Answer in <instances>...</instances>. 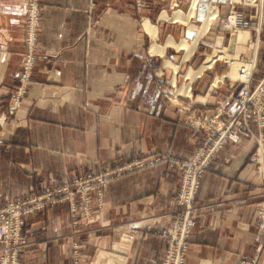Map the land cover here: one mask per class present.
I'll return each mask as SVG.
<instances>
[{
  "label": "crops",
  "instance_id": "obj_1",
  "mask_svg": "<svg viewBox=\"0 0 264 264\" xmlns=\"http://www.w3.org/2000/svg\"><path fill=\"white\" fill-rule=\"evenodd\" d=\"M174 1L152 0L138 12L134 0H42L32 78L12 111L27 0H0L6 44L0 50V207L78 173L163 156L112 180L101 201L92 191L93 213L77 224L68 201L27 215L20 264H163L168 241L161 232L177 214L180 158L194 155L202 142L180 107L200 116L236 113L241 84L227 75L226 59L205 65L216 45L201 34L211 8L205 13L198 0L189 15L193 2L188 9V1L179 0L181 8ZM216 1L218 13L236 8L249 15L259 8ZM178 11L187 18H177ZM224 32L227 40L219 38L226 46L235 37L239 60L253 62L256 33ZM260 35L264 57V27ZM183 41L196 45L190 51ZM191 71L200 72L191 77ZM246 119L252 133L227 142L204 173L184 264H243L264 240V122L253 107ZM257 264H264V252Z\"/></svg>",
  "mask_w": 264,
  "mask_h": 264
},
{
  "label": "built area",
  "instance_id": "obj_2",
  "mask_svg": "<svg viewBox=\"0 0 264 264\" xmlns=\"http://www.w3.org/2000/svg\"><path fill=\"white\" fill-rule=\"evenodd\" d=\"M40 0H30L28 9V36L30 51L23 63V71L21 77V86L15 96L14 106L17 107L20 103V98L24 94L31 76L35 55V35L38 31L40 21ZM264 17V14L262 15ZM244 22L240 15L236 12L231 13L227 20V27L230 29H239ZM4 49V44L0 43V49ZM238 97L240 100V111L237 114L229 112H218L215 120L213 117L212 134H210L209 142L206 143L197 152L193 160L184 162V174L182 177L181 191L179 194V202L182 205L179 209V214L167 228L162 230V235L168 241L163 264H184L186 253L189 246V235L192 228L196 224L195 206L193 204L195 195L200 187L201 179L205 168L210 164L216 153L228 141L237 142L240 135H250L252 133L246 117L242 120L239 115L247 111V106L252 105L258 116V119L264 122V79L253 90L248 84L239 91ZM220 114H222L220 116ZM221 118V119H220ZM210 125V126H211ZM259 147L263 146V142L258 140ZM151 160L136 159L132 163H128L112 170L101 171L99 174H88L82 179L75 180V184L55 186L45 192L43 195L34 193L26 194L16 200L6 203L0 208V242L4 244L0 253V264H20V251L22 248L23 239V225L26 215L35 210L44 208L50 202H57L59 199H71L73 214H76L77 205L81 201H77L76 194L79 192L80 197L83 198L84 209L89 212L90 209V192L97 190L102 192L108 184L109 180L114 176H119L125 172H129L144 165L151 164ZM254 160L259 161V158ZM61 196V197H60ZM76 197V198H75ZM82 202V204H83ZM260 216L264 219V204L260 209ZM77 218V216H74ZM264 252V240L256 247V254L250 258H244L243 264H257L259 254Z\"/></svg>",
  "mask_w": 264,
  "mask_h": 264
},
{
  "label": "rangeland",
  "instance_id": "obj_3",
  "mask_svg": "<svg viewBox=\"0 0 264 264\" xmlns=\"http://www.w3.org/2000/svg\"><path fill=\"white\" fill-rule=\"evenodd\" d=\"M186 1H188V6H187V8L189 9V6L191 5V3L193 2V0H186ZM29 2H30V0H27V17H26V23H25V33H24V42H25V45H26V49H25V52H24V57H23V62H22V68H21V72H20V74H19V78H18V81H19V83H18V85H17V87H16V89H15V91H14V93H13V96H12V105H11V110L13 111V110H15L16 108H18L20 105H21V102H22V98H23V96L25 95V93H26V91H27V88H28V85H29V82H30V80H31V78H32V74H33V70H34V66H35V62H36V58H37V55H38V51H39V49H38V40H39V30H40V21H39V26H38V31H37V33H36V35H35V49L33 50V53H34V55H35V60H34V64H33V69H32V71H31V76H30V78H29V82H28V84H27V88H26V91L24 92V94L21 96V98H20V103H19V105H17V107H15L14 106V99H15V96L17 95L16 93L18 92V89H19V87L21 86V84H22V82H21V75H22V71H23V63H24V61H25V58L27 57V54L29 53V51H30V46H29V36H28V18H29V15H28V9H29ZM150 2H152V0H134V4H135V6H136V9H137V11L138 12H143L144 11V9H146L148 6H149V4H150ZM201 2H204L205 4H203V5H199V7H201L202 9H205V13H207L208 12V10H209V8H211V7H213V5H217L218 6V4H217V1L216 0H204V1H202L201 0ZM231 3L233 2V0H231L230 1ZM234 2H237L238 3V5H248L249 3H255V4H258L259 5V8H258V11H256L254 14H247L245 11H243V10H239V9H236V8H232L229 12H227V13H224L223 11H221L220 9H219V13L217 14V17H216V19L212 22L213 24L211 25L210 24V26H209V28L207 29V35L210 37V39H208L209 40V42L211 43V44H213L214 45V43H217V41H218V39H220L219 37L221 36V37H227V35H226V32H224V33H220L221 31L223 32V31H227V32H232V31H236V30H247V29H251L254 33H256L255 35H256V39H254L253 41V43H252V50H253V52H254V57H253V62H246L245 60H239V57H238V61H239V64H241V65H250L251 66V72H250V75L249 76H246V78H241L240 76L238 77L237 76V74H241V72H242V69H243V67H234V70H233V65L229 62V66H230V69H229V71H228V73H227V75H229V76H231V77H233V74L236 76V77H238L239 79H240V85L237 87V89H236V91H235V96H234V98L237 100V102L239 103V109H238V111L236 112V113H231V114H237L239 111H240V100H239V97H238V93H239V91L245 86V84H248V86L251 88V89H255L262 81H263V79H264V57H263V49H261V35H260V32H261V30L263 29V27H264V17L262 16L263 14H264V0H234ZM253 5L255 8H257V6L256 5ZM39 5H40V16H41V9H42V0H40V2H39ZM174 8H181L180 7V1L179 0H175L174 1ZM220 8V7H219ZM183 9V8H182ZM188 9H183V11H185V12H187L186 10H188ZM184 12V13H185ZM234 12H236V14H238V15H240V17L242 18V20H243V22H244V24H243V26L241 27V28H239V29H230V28H228L227 27V20H228V17H229V15H231V13H234ZM205 15V14H204ZM203 17V16H202ZM201 17V19H203ZM226 40H227V38H226ZM0 43H3L4 44V49L2 48V49H0V50H5L6 49V44H5V42H4V40L2 41V40H0ZM226 46V45H225ZM215 47H216V45H215ZM215 49V48H214ZM211 51V50H210ZM209 58V57H208ZM260 60V61H259ZM224 66H222V68H223ZM225 67H227L228 68V63H226V66ZM227 68L225 69V71L227 70ZM237 70V71H236ZM191 72H194V71H191ZM190 72V73H191ZM190 73H189V75H190ZM232 73V74H231ZM256 74H259V75H262V77L258 80V82H254L253 84L254 85H252V78H254L255 76H256ZM233 78H235V77H233ZM176 101V100H175ZM249 107H253L252 105H248L247 106V109L249 108ZM180 108H182L183 110H185L186 112H187V118L185 119V122L187 123V124H189V125H191L192 127H194L200 134H201V138H202V142H201V144L198 146V148H197V150H196V152H195V154L194 155H192V156H182L181 158H180V163H179V165H180V170H181V179H180V184H179V189H178V193H177V197H176V200H177V204H178V210H177V214H176V217L178 216V214H179V209H180V207H182V205L180 204V202H179V194H180V191H181V185H182V177H183V174H184V169H185V167H183V163L184 162H190L191 160H193V158L195 157V155L197 154V152L201 149V147L202 146H204L206 143H208L209 142V138H210V134H212V128H213V126L211 125L212 123H213V117L215 116L216 117V115L217 114H219L218 112L215 114V115H213V116H208V115H205V116H200L199 114H197L194 110H192L191 109V107L190 106H184V107H180ZM255 110V109H254ZM247 112V111H246ZM246 112L245 113H241L238 117H239V119H244L245 117H246ZM222 114H220V116H221ZM221 119V118H220ZM215 120L217 121V120H219V117H216L215 118ZM249 124V123H248ZM211 125V126H210ZM250 127V126H249ZM242 136H248V135H244V134H241L240 135V137H242ZM208 141V142H207ZM231 141V140H230ZM229 142V141H228ZM233 142H235V141H233ZM227 143V142H226ZM225 143V144H226ZM225 144H224V146H225ZM223 146V147H224ZM222 147V148H223ZM221 148V149H222ZM221 149H219V151L221 150ZM218 151V152H219ZM217 152V153H218ZM216 153V154H217ZM215 157V156H214ZM156 159V158H159L158 160H156V161H153L151 164H147V165H144V166H142V167H140V168H136V169H134V170H131V171H129V172H125V173H123V174H121V175H119V176H114L113 178H111L110 180H109V182H108V184L112 181V180H114V179H116V178H118V177H121V176H124V175H126V174H129V173H131V172H133V171H136L137 169H141V168H145V167H148V166H152L153 164H156V163H158V162H160L162 159H163V156H160V155H157V156H149V155H147V156H141V157H137V158H133V159H131V160H126V161H124V162H116V163H113V164H108V165H106V166H104V167H102V168H100V169H98V170H96V171H85V172H82V173H78V174H76V175H74L73 177H70V178H67L64 182H62V183H57V184H55V185H53V186H51V187H49V188H47V189H45L44 191H41V192H30V193H34V194H37V195H43V194H45V192H47L48 190H50L51 188H53V187H55V186H63V185H72L73 186V184H75L76 182H75V180L76 179H78V180H80V179H82V177H84V176H86V175H88V174H92V175H95V174H99L101 171H105V170H112V169H114V168H118V167H121V166H123V165H126V164H128V163H132V162H134L136 159H144V160H151V159ZM213 160V159H212ZM212 162V161H211ZM210 162V163H211ZM210 165V164H209ZM209 165L205 168V170H204V173H205V171H206V169L209 167ZM203 176H204V174H203ZM203 176H202V178H203ZM201 182H202V179H201ZM107 184V185H108ZM106 185V186H107ZM200 186H201V183H200ZM199 189H200V187H199ZM199 189H198V191H199ZM104 190V189H103ZM92 191H95L96 192V194H97V197H98V199H99V201H101L102 200V196H103V191L100 193V192H98L97 190H91V192ZM198 191H197V193H198ZM91 192H90V201H91ZM197 193H196V195H195V199H194V202H193V204H194V206H195V209H196V204H195V201H196V196H197ZM29 194V193H28ZM26 195V194H25ZM79 196V197H77V201H81V202H79L78 203V207H77V210H75L76 211V214L74 215L73 214V212H74V210H73V208H72V204H73V202L75 201V200H73V202H72V200L71 199H64V197L63 198H61V199H59L57 202H50V203H48L44 208H46L49 204H55V203H58V202H62V201H68L69 203H70V208H71V217H72V219H73V221H74V223H78L79 221H80V219L82 218V217H86V218H88V217H90L91 215H92V213H93V211H92V209H91V203H90V209H89V212H87L85 209H84V202H83V198H81L80 197V193L78 192L77 194H76V196ZM61 197V196H60ZM18 198H20V197H18ZM18 198H15V199H12V200H16V199H18ZM76 198V197H75ZM12 200H7L1 207H3L6 203H8V202H10V201H12ZM82 202H83V204H82ZM0 207V208H1ZM44 208H41V209H39V210H42V209H44ZM35 211H38V210H35ZM35 211H33V212H35ZM32 212V213H33ZM194 213H195V218L197 217L196 216V212H195V210H194ZM31 214V213H30ZM29 215V214H28ZM27 216V215H26ZM25 216V217H26ZM74 216H77V218H74ZM175 217V218H176ZM175 218L172 220V222L173 221H175ZM24 220H25V218H24ZM197 220V219H196ZM195 226V225H194ZM193 229V228H192ZM23 230H24V225H23ZM262 242V241H261ZM3 246H4V244L3 243H1L0 242V253H1V249L3 248Z\"/></svg>",
  "mask_w": 264,
  "mask_h": 264
},
{
  "label": "bare ground",
  "instance_id": "obj_4",
  "mask_svg": "<svg viewBox=\"0 0 264 264\" xmlns=\"http://www.w3.org/2000/svg\"><path fill=\"white\" fill-rule=\"evenodd\" d=\"M197 3H198V0H193L192 10H191L189 15H195ZM217 13H218V8L215 7V6L211 7V9L209 10L208 14L206 15L205 21L203 23L201 34H203L204 32L207 31V29L209 28L210 24L216 19ZM176 17L179 18V19L187 18V17L183 16V13L181 11H178L176 13ZM180 45H184V46H186L188 48V50L192 51L194 49V46L196 45V41L194 43H187L186 41H183V42L180 43ZM234 48H235V37L233 38L232 43H231L230 46H225V44L223 43V39L222 38L218 39V41L216 43V47H215L214 51L209 55V58L206 60L205 65L213 64L215 58H217V57L224 58V59H226L228 62H230L233 65V70H234V67H236V68L237 67L238 68L239 67L240 68L243 67L241 74L240 75L237 74V76L238 77L240 76L241 78H246V76L250 75L251 66L250 65H241V64H239L238 54L234 50ZM199 72L200 71L191 72L190 76L193 77L194 75H196ZM235 75L233 74V76H235ZM188 87H189L188 85L187 86L185 85L183 87V89H187L188 90Z\"/></svg>",
  "mask_w": 264,
  "mask_h": 264
}]
</instances>
